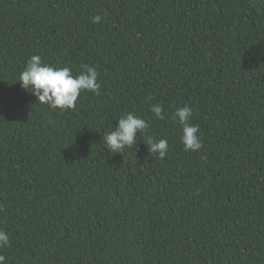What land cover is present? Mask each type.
Returning <instances> with one entry per match:
<instances>
[{
	"label": "trees",
	"instance_id": "16d2710c",
	"mask_svg": "<svg viewBox=\"0 0 264 264\" xmlns=\"http://www.w3.org/2000/svg\"><path fill=\"white\" fill-rule=\"evenodd\" d=\"M33 55L96 67L99 95L39 103ZM128 112L163 159L108 149ZM0 230L7 264H264V0H0Z\"/></svg>",
	"mask_w": 264,
	"mask_h": 264
},
{
	"label": "clouds",
	"instance_id": "9594fccd",
	"mask_svg": "<svg viewBox=\"0 0 264 264\" xmlns=\"http://www.w3.org/2000/svg\"><path fill=\"white\" fill-rule=\"evenodd\" d=\"M102 17H93V23H100ZM99 72L96 67L83 66L78 75H73L69 67H53L43 63L39 55H33L26 67L20 73L19 81L23 89L29 90L41 104H47L52 109L71 110L76 106V101L82 91H90L99 95L101 84L98 82ZM151 100L152 97L147 98ZM151 112L155 118L163 120L164 108L161 104L151 106ZM193 109L187 104L177 108L174 113L175 121L181 125V142L185 151L198 152L203 147L199 135V125H193L190 120ZM150 124L145 119L137 116L134 112L122 115L117 126L103 137L108 149L113 153L122 154L126 148L137 143V133L144 134L143 141L148 146L151 156L163 159L168 152L167 139L155 140L147 134ZM10 243L9 235L0 230V249ZM0 264H7V258L0 255Z\"/></svg>",
	"mask_w": 264,
	"mask_h": 264
}]
</instances>
